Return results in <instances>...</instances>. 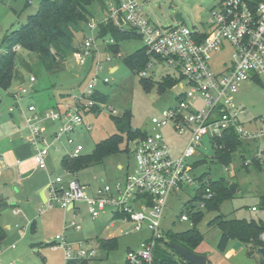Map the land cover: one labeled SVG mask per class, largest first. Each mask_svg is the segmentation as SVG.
Listing matches in <instances>:
<instances>
[{
    "label": "rangeland",
    "instance_id": "1",
    "mask_svg": "<svg viewBox=\"0 0 264 264\" xmlns=\"http://www.w3.org/2000/svg\"><path fill=\"white\" fill-rule=\"evenodd\" d=\"M26 0H0V43L4 37L11 31L18 29L26 22L27 16L37 11L40 0H31L30 5L25 6ZM218 0H149L142 6V15L146 19L161 25H175L174 18L176 12L181 13V24L192 28L194 25L205 22L209 10ZM92 17L89 22L100 23L105 12L94 2L89 6ZM84 34H89L86 23L81 26ZM98 29L95 30L97 34ZM81 32L77 35L76 47L82 51L84 35ZM79 37V38H78ZM100 44L102 49H106L104 39L101 37ZM122 57H111L109 62L102 63V70L97 73L101 79L109 78L107 84H97L96 91L106 96L105 101H97L94 110L88 111L84 116V123H88L91 128L87 130L85 126L78 127L75 133L71 135L73 142L67 143L66 136L56 140L49 150L50 160L48 169L50 177L61 176L67 181L72 178L67 175L61 165L62 158L68 151L81 145L80 155L92 153L95 144L101 140L120 134L121 140L118 142V151L109 153L102 163L90 165L82 168L77 173V179L81 184L88 186V190H95L103 183L114 184L123 177V171L118 168L133 167L134 159L131 151L136 142H130L126 132L122 131L125 126L142 132L151 130V118L159 117L161 112L169 105L176 103V97L184 90L178 83L176 73L162 59L154 54H149V66L140 71H133L127 67L122 58L133 53L142 47V41L139 37L125 40L119 43ZM1 48L5 49L4 44ZM103 52H106L103 51ZM19 60L15 66V74L11 87L3 91L0 89V124L3 128H9L14 136L21 140H27L28 127L22 118V112L16 106V99L12 94H20V88H26L28 95H19V103L23 111H26L28 104H33L38 112L47 111L66 99L80 95L86 88L90 79L96 74L95 67L91 64V57H85L80 63L75 53H67L64 60H58V66L50 71L46 70L35 57L23 49L17 51ZM147 53V52H146ZM148 54V53H147ZM230 49L226 48L214 57L215 66H219L224 60H227ZM220 62V63H219ZM116 67L114 72H110L111 67ZM144 75H140L141 71ZM34 76V83L29 81L30 76ZM166 78H171L174 83L164 88V91H158V86ZM235 102L244 107L247 114L242 117V123L249 129L253 128L251 120L255 119L256 126L260 125L258 118L264 117V86L254 82L245 81L241 84L239 92L234 98ZM13 106L11 114L8 108ZM201 102L197 101L195 108H200ZM99 109L100 111H96ZM128 111L129 119H120ZM15 121L14 123H12ZM54 125V124H53ZM121 125V127H120ZM49 127V122L45 123ZM52 126V125H51ZM57 124H55V127ZM1 132V131H0ZM163 135L166 138L168 147L173 156L180 154L189 138V133L177 135L173 132L171 126L163 129ZM248 143V142H247ZM246 144L244 162L241 157H235L233 163L228 166L220 165L211 161V157L196 167H193L191 175L197 177L201 173H207L212 180L220 177L238 186V192L230 200L221 203L220 213L228 218H245L247 220L255 219L264 224V169L257 170L251 162L252 156L256 153L257 145L263 149V142H253ZM129 151H125V149ZM207 140L202 141L199 150L206 155H210ZM250 147V151H248ZM256 155V154H255ZM52 158V159H51ZM56 158V160H53ZM197 157H195L196 160ZM200 158V156L198 157ZM258 159V158H257ZM259 160V159H258ZM248 169H245L243 165ZM47 176V175H46ZM49 176L46 177L44 190L46 191L43 204L36 206L31 203L30 206L21 204L17 209L19 214L14 215L8 207L0 210V225L4 223L9 228H4L5 239L0 243V262L3 264H64L63 251L61 249L51 250L50 243L54 236L62 234L63 229L69 226L74 219L79 223L81 229L73 231L68 229L66 240H93L99 246L96 249V256L89 264H126V255L129 250L137 251L140 243L151 237V232L143 226L141 230H133L132 224L123 217L111 220L112 211L104 210L97 218H92L85 205L77 202V216L73 217L72 210H64L55 206L49 210L41 211L48 198ZM194 186L182 187L181 190H174L168 198L166 207L161 219V231L163 233L182 231L191 228V221L182 220L181 215L185 211L184 206L189 203L194 196ZM15 204V201L8 202ZM257 207V211H248L249 207ZM32 208V211H30ZM217 213H205L202 221L197 225L198 230L204 234L203 240L198 245L197 250L203 251L209 258L207 264H217L221 258L226 259L230 264H257L254 259L259 257H249L245 255L242 248H238V242L230 240L226 249L222 252L216 248L219 230L216 227L207 225L208 220ZM189 217V216H188ZM35 221V230H30V224ZM128 222V223H127ZM112 223V226H110ZM128 232V234H125ZM108 237H116L117 246L114 249H105L101 247L100 241ZM14 245V247H12ZM87 245V243H85ZM164 247V244H161ZM228 251L236 252L233 258H227ZM180 264V263H176Z\"/></svg>",
    "mask_w": 264,
    "mask_h": 264
},
{
    "label": "built area",
    "instance_id": "2",
    "mask_svg": "<svg viewBox=\"0 0 264 264\" xmlns=\"http://www.w3.org/2000/svg\"><path fill=\"white\" fill-rule=\"evenodd\" d=\"M147 1L119 0L117 4L110 1L100 23L110 22L122 32L138 35L148 54L156 55L173 69L184 90L176 97V103L164 109L159 117L151 118V130L135 143L132 150L133 167L120 168L123 171L120 181L103 183L91 191L80 183L76 171L63 168L72 178L64 181L61 176H56L49 180L48 198L41 210L54 206L74 210L75 204L81 202L93 219L109 209L131 222L133 230L145 226L151 237L142 241L136 252H127L126 264H152L155 246L162 237L161 219L169 195L182 186L198 188L199 180L191 172L195 157L206 156L199 150L204 139L210 150L207 158L212 157L213 141L222 138L230 129L239 140L263 142L264 147V117L258 118L260 125L256 126L253 119V128H247L241 121L247 111L234 100L245 81L264 86V0H218L209 10L205 22L192 28L181 21L175 25H161L144 18L142 6ZM100 23L86 24L89 34H84L82 51L74 52L80 63L85 57H91L96 70L80 95L62 99L53 108L38 112L33 104H28L23 111L19 99L29 94L26 88L19 89L20 97L12 94L27 124V140L32 145L33 158L39 169H46L49 150L56 140L66 136L67 143L71 144V135L78 127L85 126L90 130L91 126L84 123V116L97 104L95 87L98 83H109V78L101 79L97 73L102 70V63L109 62L111 57H122L120 51L108 50L114 43L111 38L104 39L106 49H102L98 32L95 33ZM19 48L16 45L12 50ZM226 48L230 49L228 59L215 66L214 57ZM4 52L5 49L0 47V56ZM140 73L144 75V71ZM29 81L34 83L36 78L31 75ZM197 101L202 104L200 108L194 107ZM12 111L13 106L8 108L9 113ZM46 122L50 124L47 130L44 129ZM169 125L177 135L189 133L185 147L177 156L171 153L162 132ZM81 150V145H77L65 156L76 158ZM262 150L259 147L255 155L260 163L264 160ZM202 197L209 198L210 193ZM202 204L199 202L198 206ZM251 210H255L254 206ZM181 219H188L186 212L182 213ZM69 227L75 231L81 229L73 219L61 235H55L48 243L50 249L63 251L64 264H89L99 246L93 240H66L65 230ZM259 239L264 247V232Z\"/></svg>",
    "mask_w": 264,
    "mask_h": 264
},
{
    "label": "trees",
    "instance_id": "3",
    "mask_svg": "<svg viewBox=\"0 0 264 264\" xmlns=\"http://www.w3.org/2000/svg\"><path fill=\"white\" fill-rule=\"evenodd\" d=\"M110 1L117 4L119 0H40L37 11L28 15L26 22L6 35L0 43V47L2 44L5 46V52L0 56V89L3 91L8 90L14 78H18L15 74V66L17 62L21 63V60H19L17 51L12 50L14 46L19 45L20 49L35 54L41 65L50 71L58 66V60H64L67 53H74L77 50V35L84 31L81 26L87 24L92 17L89 6L96 2L105 12ZM30 3L29 0H26L25 6L30 5ZM98 36H106L113 40L114 43L109 45L108 50L114 53L120 50V42L139 37L134 32L120 31L110 22L98 25ZM148 58L149 54L142 46L133 53L124 56L122 60L131 70L140 71L147 66ZM174 83L175 81L171 78H166L158 86L159 93L163 92L165 87ZM95 99L103 102L106 100V96L96 92ZM92 110L95 111V108L93 107ZM96 111L100 110L97 109ZM129 116L130 113L126 111L117 121L129 119ZM123 126L125 129H122V131L126 132L130 142H137L147 134L146 131L142 132L138 129L134 130L131 127ZM121 138L120 134H114L96 143L90 154L79 155L76 158L64 156L61 165L65 169L78 171L90 165L102 163L109 153L118 151V142ZM257 142L254 141L253 143L258 144ZM245 143L247 142L237 138L233 130H228L222 138L213 141L211 161L228 166L233 163L235 157L239 156L244 162V155L247 150ZM258 148L259 145L255 148L256 153ZM125 151H129V149L126 147ZM248 151H250V147H248ZM262 151L264 155V147ZM255 154L252 156L251 162L257 170H263L264 160L260 163ZM206 159L207 155L202 154L200 158L193 162V167L204 163ZM243 166L248 169L246 165ZM195 178L199 180L198 188H194V196L184 206V212L189 216L188 220L191 221V228L176 232L169 231L166 234L162 232V237L157 241L154 249L152 264H176V258L185 264H191L177 255L169 247L168 242L178 243L192 252H197L196 248L204 237V234L198 230L197 225L202 221L204 214L209 212L217 213L208 220L207 225L216 227L220 231L216 244L219 251L223 252L228 242L235 240L245 246L249 257L258 255L257 248L263 247L259 237L264 232V224L255 219L228 218L220 213L221 203L236 196L237 184L223 177L212 180L207 173H202ZM208 193H210L209 198L202 197ZM199 202L203 203L200 207L198 206ZM261 205L264 206V202ZM254 208L257 209L255 206ZM119 217L123 216L115 213V218ZM4 238L5 231L0 228V242ZM161 244H164V247H161ZM100 245L105 249H114L117 246V240L115 238L102 239ZM258 256L260 264H264L262 257Z\"/></svg>",
    "mask_w": 264,
    "mask_h": 264
},
{
    "label": "crops",
    "instance_id": "4",
    "mask_svg": "<svg viewBox=\"0 0 264 264\" xmlns=\"http://www.w3.org/2000/svg\"><path fill=\"white\" fill-rule=\"evenodd\" d=\"M115 69L117 68L113 66V68L110 71L114 72ZM14 122L15 121H13L12 123ZM2 127L3 126L0 124V131H1L0 132V210L3 211L6 207H8V209L10 210L9 212H12V214L17 215L19 214V211L17 213H14V211L21 208V204L24 205L25 203L26 206L27 205L30 206L31 203H34V204L37 203L36 206L43 204L44 202L43 200H45V194H46V191L44 190V184L46 182L45 180L47 176L49 177L51 176L48 166H47L50 160V155L46 159V169L45 170L39 169L33 158L34 152H33L32 145L29 142H27L25 139L21 140L19 137L14 136L13 132L9 131V128L2 129ZM46 128L47 126L44 129L47 130ZM196 157H197L196 158L197 160L199 156H196ZM53 160H56V158H53ZM118 168H121V166L118 165ZM197 177H199V175ZM51 178L52 177H50L49 179ZM182 187H188V186H182ZM182 187L178 189L181 190ZM12 201H15V204L8 205V202H12ZM78 208L79 207L76 206L75 204V208L74 210H72L73 213L75 211L78 212ZM49 209L51 208L44 209L43 211L49 210ZM30 211H32V208ZM248 211L255 212L257 211V209L255 211H252L251 207H249ZM116 219L117 218H115V213L112 212L111 220H113L114 222V220ZM129 223L131 224V222ZM110 226H112V223H110ZM3 227L9 228V225H6V223H4L3 226L0 225V228L3 229ZM68 229L73 230L72 228L69 227L65 230V234ZM30 230L31 231L35 230V221L31 222ZM219 236H220V232H219ZM219 236H218V239H219ZM108 238L116 239V237H108ZM237 247L244 249L245 255L247 254L246 248L243 244L238 243ZM196 251L198 253L206 255L203 251L197 250V248H196ZM235 253L236 252L228 251L226 253V257L233 258ZM206 258H207L206 259V264H207L210 261L207 255H206ZM176 259L178 263L185 264L184 262L180 261L178 258ZM254 260L256 261L257 264H260L259 257H257V259H254ZM217 264H230V263H228L226 259L221 258Z\"/></svg>",
    "mask_w": 264,
    "mask_h": 264
},
{
    "label": "water",
    "instance_id": "5",
    "mask_svg": "<svg viewBox=\"0 0 264 264\" xmlns=\"http://www.w3.org/2000/svg\"><path fill=\"white\" fill-rule=\"evenodd\" d=\"M174 18L176 22L181 21V13L176 12L174 14ZM169 247L180 257H182L185 261L191 263V264H206V255L198 253V252H192L182 245L169 241L168 242ZM256 252L262 257L264 261V247L257 248Z\"/></svg>",
    "mask_w": 264,
    "mask_h": 264
}]
</instances>
